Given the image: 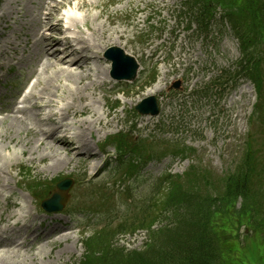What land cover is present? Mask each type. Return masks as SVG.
<instances>
[{
    "label": "rangeland",
    "instance_id": "obj_1",
    "mask_svg": "<svg viewBox=\"0 0 264 264\" xmlns=\"http://www.w3.org/2000/svg\"><path fill=\"white\" fill-rule=\"evenodd\" d=\"M183 1L184 0H165V4L163 3L161 4L159 3V0H103L102 2L104 5L103 6L100 5L99 9L105 7V12L113 20L112 25H109V29L124 31L123 37L121 38L117 46L121 48L126 54L136 57L140 54L142 49L145 48L152 49L153 47H155L160 43H167L164 45V48L158 51L160 55L159 56L160 59L165 60V65L163 66V64H160V66L157 68L158 73L161 72L162 67H165V69L169 71V74L166 76L167 85L174 77L179 76L182 73L184 76H186V78H188L190 75L189 73L195 72L194 68H198V69L206 68L199 82L197 80L196 85L193 86L194 90L201 91L204 89V87L208 85V81L205 82L207 77V72H210V77L212 79L217 75L216 72L217 70L227 71V69H229L236 62V60L239 59L240 54L238 51V44L235 39H232V37H230L228 32L224 34V32L222 33L221 31H219L217 27H212L210 31H208V35L206 39L199 38L195 36V34H191V33L184 34L183 28L186 26L187 22L184 17L185 16L184 11L182 9ZM165 5H167L166 9L163 8ZM0 11L2 13H9V15L12 18L8 22L10 26L8 29H5L6 23L0 25V33H4L2 38H0V40H8L12 43V46L15 47L24 38L22 34L27 32L28 33L26 37L27 51H29V48L31 47L32 44L31 41L32 35H30L29 33H31L30 30H34L35 25H30L32 23H29L28 25H20L21 24L20 17L26 11L27 16L25 19L26 20L32 19V17L34 16V4L32 3V1L0 0ZM97 12L98 10H90L89 12L90 17L96 15ZM58 13L60 12L59 11L57 12V16ZM80 14L84 15L85 12H82ZM105 18L106 16L101 18L100 21H105ZM144 20H146L145 24L143 23ZM96 23L97 22H93L92 20L89 21V25H94ZM83 31L84 33H86L85 30ZM139 33H141V35H139ZM15 34L19 35L18 39L15 38ZM126 40L130 42L131 47L129 45H124ZM180 45L183 46L182 49H180L179 47ZM105 47L107 49L108 47L111 46L109 44H106ZM5 50H7L8 55H12V52L8 47H6ZM196 54H199L198 58H195ZM183 55L185 56V59L183 58ZM176 56L179 59H183L184 61L181 62L180 69H177L178 66L176 65V59H177ZM14 63L15 61H11L9 65L3 67V69L0 71V97L3 96L5 89L6 91H10L12 94L16 93L21 85V80H22L21 75L28 72L29 67H25L24 64L16 65ZM194 63L196 64L193 65ZM208 64H212L214 69L213 71H211L212 68H209ZM9 69H11V74L9 73L7 74V71H9ZM31 82L33 83L34 79H32ZM6 83L11 84V86H6ZM147 83H148V79L145 77V75H143V76H139V81L134 86L129 88L121 87V89L125 93L123 102H126V107H125L126 112L122 113L121 111L122 108H119L117 110L114 109L117 113H115L114 110L110 109L111 113L114 116H116L117 120H119L120 123L117 124V122H115L109 129H106L104 132L98 134V137L100 138L99 141H104V139H107L108 137L114 134H119L118 132H120L121 137H123L128 141H131L132 143L135 142V144L149 137L155 139L160 138L158 134H155V132L154 134H150L153 132L152 130L153 128L149 125L147 127V130H140L141 125L146 123L147 118L136 116L135 114L132 113L133 107L135 104L139 103ZM187 85L189 86L193 85L191 80H188L184 86ZM241 85L243 92V102L237 104L236 107L235 106L232 107L233 108L232 110L235 111V114L238 115V118L234 119L233 117L231 119V113L230 111H228L230 109L226 108L225 111H228V113L230 114L229 122L225 120L222 126L218 128H214L212 126V130H210V134L213 133L214 136L215 135L224 136L226 133L233 134L234 140L237 139L238 143H245L247 140V134L251 129V126L247 121H248V117L251 114V109L249 108L252 105L253 100L255 99V93L250 83L241 81ZM25 87L26 86H24L22 89H24ZM111 87L112 86L110 87L106 86L103 89H101L103 95V99L101 100V102L97 101V104H95L94 106L91 103L92 105L91 109H93L95 113L99 112L102 103L107 102L108 106H111L112 102L116 101L117 96H120V95L113 96L109 91ZM133 91L134 94L129 95V93ZM98 92L99 91H97V95ZM21 93L22 91L20 92V94ZM216 100H217L216 97L211 98L212 102H215ZM223 100L226 106L228 97H225ZM221 108L223 110L225 109L222 106L221 101H219V104H217L213 108L212 112L209 111L208 107H206V112L208 113V115L211 114L215 115V112ZM107 110H108L107 107L103 108V112ZM225 111L221 112V115L223 117L226 116ZM253 112H255V108ZM171 113L174 114V112ZM173 118L175 119V116H173ZM192 119L193 118L188 117V120H192ZM233 119L235 121L238 120V122L235 124L234 131L230 129V124H229L231 122V126H232ZM197 123L202 130L191 132L190 141L183 143L186 147H189L187 146L188 143L193 148L189 147V149L191 150L186 151L183 157L182 155L180 157L183 160H188L191 165H193V163L194 164L198 163L203 168H206L207 171H210L212 173L211 177L207 176V174H204L203 177H205V179L213 178V177H216V179H220L219 177L224 176L225 172L228 171L233 166L232 164L230 167L229 159L231 160V158L236 156H237L236 158H238L239 154L241 153V148L232 146L235 145V142L233 140L231 141V145L227 144L229 146L225 147L222 150L221 148L219 149L222 141L215 140L211 144H209L210 142L206 144L210 135L209 133H207L208 126L204 125V123L200 121H197ZM217 123L218 121H216V124ZM16 127L17 129L20 130L22 129L21 125H17ZM259 131L260 130L257 129L252 134H250V136L255 135V139H257L255 140V145H256L255 151L258 148V139L260 138V135H258ZM25 134H26L25 131L16 133V130H13L11 133H9L12 140L6 139V141L4 142L7 145L9 144V147L7 149L4 148L3 143H0V154L2 155L0 156V162L2 163L5 161V158L3 156L4 154L8 157V160H11L10 164L15 163L9 167V170L13 168V171L10 173L13 179L9 183L10 186H12L14 182H16L17 180L15 173H16V169L19 167L32 170V173L37 181H48L49 179H51L52 177L56 176L59 173H65V171H60L55 175L45 174L42 170L47 164V161H43L42 163L36 165L32 163H28L27 156L28 153L32 152L33 150V146H34L33 142H30L26 146L24 144L23 146L20 145L13 146V144L16 143L13 140H17L20 137L23 138ZM94 135L97 136L96 134ZM201 138L204 141H201L200 140ZM186 147L184 148L188 149ZM197 147L199 148L197 149ZM178 148L179 147H177L176 149ZM22 150H24L25 152L22 153L21 155ZM108 151H112V149L110 148L108 149ZM212 151L213 153H210ZM14 154L17 155L13 156ZM218 154L220 156H218ZM222 155H224L227 158L224 159ZM207 156L208 158L205 160L204 157ZM170 157H166L165 160L169 159ZM263 159L264 157H261V160ZM83 162H84L83 160H79L76 162L77 169L74 171V176L77 183L73 190V198L74 195L81 190L82 188L81 183H87V181L84 178H81L79 174L76 173L78 170L79 171L82 170ZM164 169L165 167L163 166V164H155L153 166L148 165L145 168L144 174L142 175L140 180L133 186V189L131 186H127V188L130 189L131 191V195L130 194L128 195H130L133 199H135V201L143 205L146 196L150 193V185L153 184L154 181L158 179V176L161 175ZM256 173L258 175V178L262 179L261 181H263L264 180L263 168L259 170L257 169ZM197 178L200 179V177ZM96 180H99L100 184L99 183L91 184V185L86 184V186L92 189V191H95L98 188L102 187L101 184H104L105 181L110 180V178L98 177L95 179V181ZM199 183L200 185L197 188L198 191H201V193L204 192L205 196L208 195L204 183L203 182H199ZM87 191H89V189ZM112 191L115 192V189H112ZM216 193L217 195L221 194L222 189L220 188V190H217ZM103 200L107 206H110V208L112 209L114 208V212L112 214L114 219L121 220L123 224L125 222L128 223L132 220L133 212L131 211L128 204L124 203V199H122L119 194L116 193L115 195H113L110 192H106L104 194ZM237 207H240V202H238ZM80 220L81 221L73 222L71 225L75 223H81V224L83 223V225L87 227V234L86 233L84 235L81 234L77 238L74 249L72 248L71 243L67 244L70 251L68 254L62 255V258L60 260L61 262L59 261V264H75L83 254L82 242L89 236V234L92 231L98 229L97 226L101 222V220L97 219L96 217H93L91 220H86L81 217ZM237 230H238L239 240L242 243L241 250L243 251V254L246 251L244 261L247 264H264L263 241L262 240L259 241L257 239L255 240V235H253L255 231L251 228L247 232V234H249L248 237L245 238H243L244 228L238 227ZM42 231H45V229L43 228ZM146 235L147 234L145 231H139V230L134 235L123 233L115 236L114 244L116 242L117 248L125 247L129 250L139 249L141 245L142 244L144 245V243L147 241ZM248 241L249 244H247V246L244 247L243 245L245 244V242L248 243ZM230 256L234 258L235 253L230 254ZM21 262L24 264H29V260L26 261L23 258L21 259ZM22 263L19 262V264ZM49 264H55V263L49 261Z\"/></svg>",
    "mask_w": 264,
    "mask_h": 264
},
{
    "label": "bare ground",
    "instance_id": "obj_2",
    "mask_svg": "<svg viewBox=\"0 0 264 264\" xmlns=\"http://www.w3.org/2000/svg\"><path fill=\"white\" fill-rule=\"evenodd\" d=\"M27 1V0H24ZM34 3V16L31 20H26L27 13L25 12L21 15V24L20 25H38L37 34L32 32V45L28 53H25L26 47L22 45L20 47L19 53H17V48L12 46V43L7 40H0V70L3 69L4 66L9 65L11 61H15L16 64H21L26 61H32L36 57L43 59L47 62V64L53 69V73L58 75L65 76L66 80H73L80 84L81 81L87 78H91L90 75L91 70L84 71L83 66L90 62L92 59H96L97 52H91L89 49L90 42H98L97 45L92 44L93 50H102L103 38L100 35V40H96V30L94 28H88V30L93 33L91 38H83L80 31H78V26L80 25H87V19L90 17L88 16L87 12L81 18L74 14H70L67 17L68 23L74 30H77V34L74 36L72 40H55V34L59 33L57 27L60 25V20H56L53 23L52 17L55 16L56 12L58 11L57 8L62 6L66 2H72L75 0H30ZM161 3H164V0H160ZM100 0H77L75 4V9L80 10H88L90 8L98 9L100 7ZM10 6V5H9ZM103 11L100 12L102 15ZM21 14V13H20ZM95 20H99V15L94 16ZM11 16L9 13H2L0 11V25L2 23H8L11 20ZM104 27L102 24H99L98 31H103ZM46 31H49L51 34H45ZM123 32L113 31L112 33H108L106 42L117 44L122 38ZM105 34H107L105 32ZM112 35H116L115 38L112 39ZM15 38L18 39V36L15 35ZM23 44V41L20 42V46ZM127 44V42H126ZM56 46L61 47V51L59 52L58 49L55 50ZM8 47L12 52V55H8L6 49ZM58 56H62L61 59H57ZM41 60L38 61V65L41 64ZM38 71V66L32 67V74L31 77L36 75ZM106 76V71L102 69V72L97 71V74L91 78V82L87 85H83L82 88L88 89L92 86H99L103 82V78ZM45 84L48 83L49 79L43 78ZM60 86L55 87V91H57ZM68 89V88H67ZM69 90V89H68ZM159 91V88L155 86L152 89H147L145 95H155ZM70 92V90H69ZM29 97H32V94H29ZM27 100V99H25ZM61 101H65V98L61 97ZM36 109H43L44 106L40 104H35L33 106ZM67 109H72V115H80L83 116L85 114H89L88 120L77 121L76 132L72 133L70 136H67V130L62 129L61 126H57L54 130H57L59 133V139L54 140L51 137V134H46V139L39 141V148L42 150L49 151L51 157L50 162L51 164L48 166V171H57L62 167H66L72 164L73 159L77 157V153L80 150H90L91 145L87 139V134L92 133V131L101 132L102 129H96L95 126L98 125L100 127L101 122L105 119H101L98 117L88 105L82 106L81 109H75L72 106L66 105ZM46 121L49 124L55 123V114L48 113L46 115ZM109 121L104 122V126L108 128L110 126ZM10 130V127L6 129ZM70 130V129H69ZM1 134V133H0ZM75 153V154H74ZM64 154V156L62 155ZM0 156H2L0 154ZM39 160L45 159L42 155H37ZM91 160H96L95 157H89ZM96 163L94 165H90L89 169L94 170L96 169ZM5 174V164L0 165V181L2 180V175ZM1 189H4L3 186L0 185ZM11 205H14L11 203ZM8 220H14V223L9 224L7 223L2 229V233L9 234L11 231L20 229L24 227L25 223L27 222L26 217L12 213L6 216ZM1 221L2 218L0 219ZM66 230H72L71 227H66ZM16 235V233H13ZM54 237H58L56 240L51 239L47 241L48 238L42 240L41 242L46 241L45 244L51 247V252L48 254V258L51 262H54L56 257H61L64 254L68 253V249L66 247L60 248L59 241L64 239H68V235H64L62 231L52 230L51 234ZM26 243V239L21 243L17 244V242L12 241L9 236L2 237L0 236V264H19L23 257L20 254V248ZM1 248H5V251H2ZM56 251V253H54ZM27 253L29 254L30 258L33 261V264H37L36 259L38 255L31 254V250H28ZM42 255V252L39 253ZM49 264V263H44Z\"/></svg>",
    "mask_w": 264,
    "mask_h": 264
},
{
    "label": "trees",
    "instance_id": "obj_3",
    "mask_svg": "<svg viewBox=\"0 0 264 264\" xmlns=\"http://www.w3.org/2000/svg\"><path fill=\"white\" fill-rule=\"evenodd\" d=\"M243 182H245V184L247 183V181L245 180L241 181V183ZM208 208L210 207L208 206L205 209V213H204L206 226L209 220V209ZM192 233L193 232H189L187 235H191ZM198 234L201 237V241L205 239L206 231L204 228H199ZM202 245L203 246L200 245L199 247H197L195 250L191 252V254L189 255V259L188 258L186 259L188 264H213V262L216 260L214 256L216 255L217 251L212 248L209 250V247L204 245V243ZM187 248L190 249V244L187 246Z\"/></svg>",
    "mask_w": 264,
    "mask_h": 264
}]
</instances>
